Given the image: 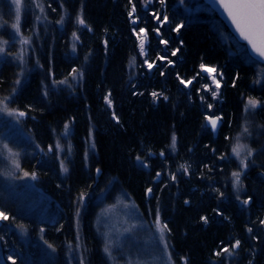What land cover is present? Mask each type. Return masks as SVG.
<instances>
[{"label":"trees","instance_id":"obj_1","mask_svg":"<svg viewBox=\"0 0 264 264\" xmlns=\"http://www.w3.org/2000/svg\"><path fill=\"white\" fill-rule=\"evenodd\" d=\"M5 1L0 0L4 39ZM40 2L41 15L31 13L29 0L21 14L30 71L16 84L18 69L3 62L0 99L8 97L9 106L24 113L26 130L44 152L24 158L21 168L35 177L48 210L36 225L12 204L0 205L36 240L21 249L13 232L10 239L2 233V223L4 247L14 242L28 264H67L78 221L84 264H107L92 222L96 195L106 188L105 200L123 193L144 219L159 216L176 264H264V107L255 108L250 121L259 136L249 143L254 153L242 189L234 190L232 176L240 171L231 149L247 121L246 102H264L256 78L261 65L245 46L201 0H191L196 8L185 0ZM141 29L147 36L143 55L136 35ZM201 64L215 69L219 87ZM73 76L77 82L70 86ZM209 117L220 118L215 134Z\"/></svg>","mask_w":264,"mask_h":264},{"label":"rangeland","instance_id":"obj_2","mask_svg":"<svg viewBox=\"0 0 264 264\" xmlns=\"http://www.w3.org/2000/svg\"><path fill=\"white\" fill-rule=\"evenodd\" d=\"M5 2L7 7L4 9L5 13L9 14V21L6 24V29L8 31L7 34H5V39L0 37V48H3V52H0V66L3 62L12 63L14 67L18 69V78L16 82V84H18L30 71L27 65L29 40L20 30L19 33H17L13 29L12 25L16 22L15 5L12 3V0H6ZM24 3L25 0H22L19 29L21 14L26 8ZM184 3L193 8L197 7L191 0H185ZM27 7H29L33 15L36 13L38 16L42 13V4L40 0H29V6ZM185 10L188 12L189 8ZM4 26L5 25L0 22V29ZM22 40H27L28 43H22ZM204 73L207 75L209 81L216 87L209 73ZM211 76H214L216 82L219 84L218 73L214 71ZM256 78L258 85L264 86V67L262 65L260 68L256 69ZM76 82V76H73L69 84L65 82L62 86H72L75 85ZM255 101L257 105L255 108L260 109V107H264V102ZM8 103L9 99L7 101L8 111H16L12 109ZM255 108L248 106V101L246 102L245 114L247 116V121L232 146V149L237 144L244 146L240 157L237 158L231 149V157L237 161L240 167V179L254 153L249 143L253 138L256 139V137L259 136L256 134V128L254 132L250 127V121H253V111ZM256 124L259 123L256 122ZM256 127L257 129L260 128L259 125H256ZM251 131H253V133ZM258 131L259 130H257V133L261 132ZM66 135L67 132L63 134L64 137ZM61 143L62 142H58L56 146L58 159H61V154L64 152L63 144ZM3 144H7L12 152L18 153L15 159L18 160L20 168L17 170L11 166V158L4 159V157L7 156V152H4L3 156H0V205L3 207L6 205L8 207L12 204L24 214L34 217L36 225L42 224L46 220L48 210L47 203L49 200L36 186L35 177L21 168V162L24 158L30 159L36 155V157H40L44 152L36 146L29 131L26 130L23 116H10L7 112H0V146ZM249 150L251 151V155H248ZM241 160H244L246 166L241 165ZM60 167L64 172V160H60ZM24 173H28V175L25 176ZM233 187L234 190L242 189L241 181L238 185L234 186L233 178ZM106 192V188H103L96 195L99 203L92 222L93 228L100 238L102 254L107 264H176L170 255V246L166 230L163 232V239H161V232L157 228V216L152 220L144 219L134 203L125 194H117L109 201L105 200ZM0 213H3L7 217L6 220L0 219L3 223L2 233L8 236L9 233L13 232L17 242H21L22 244L21 249H25L28 243L36 241L33 240L29 227L22 225L18 220L16 222L15 220L17 218L15 220L13 218L9 220V217L2 210H0ZM160 226L163 227L161 221ZM38 228L42 233L43 228H40V226ZM9 237L10 236H8V238ZM2 241L3 240H0V264H12L13 261H15V264H22V262L23 264H28V258H23L22 255L24 251H19L14 248V242H12V244H5L6 247H4ZM10 251H13L14 254L11 255L14 256L7 257L6 252L9 253ZM51 252V250L47 251V255L51 254ZM82 253L83 249L80 242V234L78 232V221H76V242L67 250V264H84Z\"/></svg>","mask_w":264,"mask_h":264},{"label":"snow or ice","instance_id":"obj_3","mask_svg":"<svg viewBox=\"0 0 264 264\" xmlns=\"http://www.w3.org/2000/svg\"><path fill=\"white\" fill-rule=\"evenodd\" d=\"M131 3V0H129ZM163 2V0H161ZM221 7H223L224 11L227 13L228 18L231 20L233 26L235 27L236 31L239 33L240 37L243 40H246L248 44L251 46L252 51L256 54V56L260 60H264V0H219ZM12 3L15 5V12H16V22L12 25L13 29L19 33V21H20V12H21V4L22 0H12ZM135 12V6H133L132 11L129 13L130 17ZM80 23L83 24V20H80ZM132 23L135 24L136 20H132ZM144 32L143 29L140 30V33H136L137 39L139 40V47L140 52L143 55L145 51V40L147 39L146 35H142ZM157 34H159L157 32ZM75 35V34H74ZM22 43H28L27 40H22ZM161 43H164V41H161ZM0 52H3V48H0ZM173 55H176L175 52H173ZM134 62V60H133ZM147 63V61H146ZM171 63V62H170ZM153 65L148 64V67L151 68ZM201 70L204 72L209 73L210 78L213 80V83L216 84V87H219V84L216 82V79L214 76H211V74L215 71L214 68L206 67L205 65L201 64ZM179 79V77H178ZM63 83V81L61 82ZM181 84H184V80H180ZM192 81H188L187 84H191ZM187 84L185 86H187ZM207 91L208 89L205 88ZM154 97L157 95V93L152 94ZM216 97V93H213V98ZM8 97H5L3 100H0V112H7L10 116H24L23 112H16V111H8L7 108V101ZM105 102L111 106V101L108 97H105ZM248 106L255 108L256 101L249 99ZM212 105L209 104V109H211ZM247 107V106H246ZM115 118V116L113 117ZM208 123L212 126L213 130L217 127V121L220 119L219 117H216L215 119L207 118ZM67 127V125L65 126ZM175 136L172 137V146L175 147ZM242 145L237 144L235 147H233L232 152L233 154L239 158L241 151L243 150ZM51 150V149H50ZM7 152V156L4 157V159H10L11 166L15 169L20 168V164L15 157L18 156V153L12 152V150L8 147L7 144H3L0 146V156H3V153ZM163 155V153H161ZM248 155H251V151L249 150ZM241 165L246 166L244 160H241ZM187 171V169H185ZM25 176L28 175V173H24ZM240 172H233L232 176L234 178V186L238 185L240 183ZM157 176H159V173H157ZM151 189H149V192ZM244 203H247L245 201ZM0 219L6 220L7 217L0 213ZM157 222V228L161 232V239H163V232L166 230V225L163 227L160 226V220L159 216L156 218ZM251 231V229H249ZM239 241H237L232 247H238ZM224 252H227L229 255H231V252L228 248L223 249ZM220 253H217L219 255ZM12 264H15V261L12 262Z\"/></svg>","mask_w":264,"mask_h":264},{"label":"water","instance_id":"obj_4","mask_svg":"<svg viewBox=\"0 0 264 264\" xmlns=\"http://www.w3.org/2000/svg\"><path fill=\"white\" fill-rule=\"evenodd\" d=\"M205 5H207L217 16V18L223 23L227 31L232 35V37L239 43H242L245 46L247 54L252 58L254 61H256L258 64L262 65L264 67V60H260L256 54L252 51L251 46L248 44L246 40H243L239 33L236 31L235 27L233 26L231 20L228 18L227 13L224 11L223 7H221V4L219 0H201ZM216 117L212 118L215 119ZM208 123V121H207ZM210 127V131L215 134L218 131V128L221 125L220 119L217 121V127L215 130H213L212 126L208 123ZM100 174V170H95V180H97V177ZM2 222L0 220V226Z\"/></svg>","mask_w":264,"mask_h":264}]
</instances>
